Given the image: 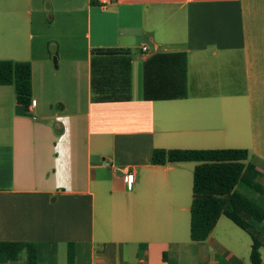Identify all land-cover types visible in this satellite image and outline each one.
I'll list each match as a JSON object with an SVG mask.
<instances>
[{"label":"crops","instance_id":"0c3cea01","mask_svg":"<svg viewBox=\"0 0 264 264\" xmlns=\"http://www.w3.org/2000/svg\"><path fill=\"white\" fill-rule=\"evenodd\" d=\"M38 4L0 0V60L30 64L36 101L27 111L0 86V242L39 244L38 264H248L238 250L249 258L251 241L216 232L223 216L190 240L196 163L150 159L155 149L246 150L264 210V0L56 1L72 17L55 74L50 54L29 48ZM105 48L126 51L92 52Z\"/></svg>","mask_w":264,"mask_h":264},{"label":"trees","instance_id":"16d2710c","mask_svg":"<svg viewBox=\"0 0 264 264\" xmlns=\"http://www.w3.org/2000/svg\"><path fill=\"white\" fill-rule=\"evenodd\" d=\"M92 4L95 2L92 1ZM126 50L105 48L92 50L98 54H117ZM181 95L186 86V64L180 71ZM0 86H13L16 102L26 109L30 103L31 70L28 62L0 60ZM147 98V93H146ZM149 99V96H148ZM248 160V152L241 149L163 150L155 149L150 163H196L192 173V198L189 211V238L192 242L206 240L223 216L250 238V264H262L258 232L249 223L264 222V210L239 190L258 192L259 172ZM39 244L28 242H0V264L17 261L25 256V264H38ZM71 248V247H70ZM71 250L68 262L71 263Z\"/></svg>","mask_w":264,"mask_h":264},{"label":"rangeland","instance_id":"374dc122","mask_svg":"<svg viewBox=\"0 0 264 264\" xmlns=\"http://www.w3.org/2000/svg\"><path fill=\"white\" fill-rule=\"evenodd\" d=\"M56 1H62V0H39V4L37 8H35L36 7L35 6L34 8H32L33 10H29L30 16L28 15V17L31 20L30 21L31 25L29 29L31 30L34 36L29 44V48H31L33 50V53L36 54L38 57H40L39 52H41V54L44 53L46 55L47 52L50 54L49 66L51 67L52 70L51 72L53 74L57 72L54 68L53 58H56L57 61L56 65L58 66V43H60L59 40L63 37V33H64V31L62 30L63 23L65 21L66 16H69L70 18L72 17L71 12H68L66 10L63 11L62 10L63 8H61V10L56 11V7L54 6ZM76 1H78V4H80L81 2V0H76ZM83 2L84 0H82V3ZM47 6L49 8H47ZM75 31H77L79 34L77 39H75V42L80 47L81 44L84 42V36H83V33L85 32L84 13H82L81 15L79 14V20L77 21L76 24L73 25V34ZM48 84H51V79L48 80V82L46 83V85ZM225 90L230 91L229 88H225ZM262 93H264V91H262ZM261 102L264 103V100H262ZM56 105L57 104H54L52 106L53 112H55V109H57ZM38 121H40L39 118ZM246 195L249 199L257 202L256 201L257 196L255 194L251 193L250 191H247ZM249 223L253 226V228L256 231H258V229L260 228L259 225H256L257 223H254L252 221H250ZM222 227L231 228V230L235 231V233L239 235L240 238H244V240L250 241L249 236L244 231L233 225L225 217L221 218L218 227L216 229V232L219 231L220 228ZM259 238L261 241L264 242V231H261V234H259ZM238 251L240 257L247 260V263L250 264L248 261L249 260L248 256L240 249ZM260 253L263 257V264H264V249H261Z\"/></svg>","mask_w":264,"mask_h":264},{"label":"built area","instance_id":"2783aa9c","mask_svg":"<svg viewBox=\"0 0 264 264\" xmlns=\"http://www.w3.org/2000/svg\"><path fill=\"white\" fill-rule=\"evenodd\" d=\"M99 3H100V6L104 9L105 6H106L107 3H108V0H99ZM141 50H142L144 53H147V52H148V49H147L146 46H143V47L141 48ZM35 105H36V101H35V100H31L30 103H29V105H28L27 111H28L29 109L34 108ZM131 180H132V174H128V175H127V184L131 185Z\"/></svg>","mask_w":264,"mask_h":264},{"label":"water","instance_id":"95a60500","mask_svg":"<svg viewBox=\"0 0 264 264\" xmlns=\"http://www.w3.org/2000/svg\"><path fill=\"white\" fill-rule=\"evenodd\" d=\"M47 8H49L48 6H47ZM53 64H54V68L56 69V67H57V61H56V58H53ZM57 109H58V105H57Z\"/></svg>","mask_w":264,"mask_h":264}]
</instances>
